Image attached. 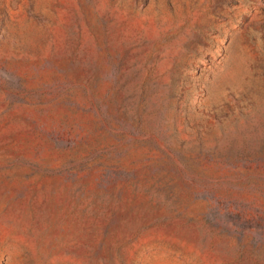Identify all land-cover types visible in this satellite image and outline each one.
Segmentation results:
<instances>
[{
    "label": "rangeland",
    "instance_id": "374dc122",
    "mask_svg": "<svg viewBox=\"0 0 264 264\" xmlns=\"http://www.w3.org/2000/svg\"><path fill=\"white\" fill-rule=\"evenodd\" d=\"M0 264H264V0H0Z\"/></svg>",
    "mask_w": 264,
    "mask_h": 264
}]
</instances>
